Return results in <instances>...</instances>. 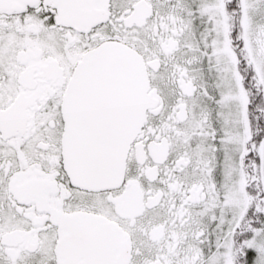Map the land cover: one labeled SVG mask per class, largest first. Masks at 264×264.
Listing matches in <instances>:
<instances>
[{
    "label": "flooded vegetation",
    "instance_id": "flooded-vegetation-1",
    "mask_svg": "<svg viewBox=\"0 0 264 264\" xmlns=\"http://www.w3.org/2000/svg\"><path fill=\"white\" fill-rule=\"evenodd\" d=\"M196 1L0 0V264H61V226L85 242L83 258L68 264H102L97 255L106 248L92 243L94 222L58 220L76 213L105 217L115 234L128 236L127 264H227L221 257L230 212L222 209L216 183L212 99L198 69L193 27ZM233 4L224 0L229 36L237 29L247 53L244 39L252 36L264 59V4L248 20L241 0L228 9ZM106 42L142 55L158 103L128 144L122 177L87 188L74 184L65 166L63 96L78 61ZM125 105L81 99L79 111L82 118L102 112L104 126L121 112L125 124ZM242 225L241 219L233 227L234 264L250 253L253 229L236 243ZM113 231L103 233L112 238Z\"/></svg>",
    "mask_w": 264,
    "mask_h": 264
},
{
    "label": "water",
    "instance_id": "water-1",
    "mask_svg": "<svg viewBox=\"0 0 264 264\" xmlns=\"http://www.w3.org/2000/svg\"><path fill=\"white\" fill-rule=\"evenodd\" d=\"M94 98L100 103L105 98L117 102L118 108L124 110L128 103V116L124 111L126 123L122 124L119 120L121 112L117 121L112 120L107 126L99 121L104 117L99 111L96 114L93 112L92 118H82L79 111L81 99L95 101ZM121 103L123 105H119ZM157 103L158 100L149 92V77L143 57L133 47L120 42H106L85 53L74 67L63 96L66 112L63 152L71 181L96 188L120 179L128 144L140 130L146 110ZM58 220L61 223L94 222L97 234L92 236V243L96 248H106L105 253L97 255V260H101L102 264L106 261L109 264L128 263L130 239L120 230L115 234L114 227L105 217L76 213L62 215ZM84 228L79 227L78 230ZM69 230L70 227L66 226L59 229L56 252L61 264L78 261L85 253L81 249L85 242L74 239ZM109 230L113 231L114 237L103 233ZM77 237L82 238V234ZM79 244L80 247L75 249L74 246Z\"/></svg>",
    "mask_w": 264,
    "mask_h": 264
},
{
    "label": "rangeland",
    "instance_id": "rangeland-1",
    "mask_svg": "<svg viewBox=\"0 0 264 264\" xmlns=\"http://www.w3.org/2000/svg\"><path fill=\"white\" fill-rule=\"evenodd\" d=\"M241 4L248 20V15L259 10L264 0H241ZM193 27L198 69L212 99L210 108L214 114V139L211 142L217 149L216 183L223 196L222 209L226 213L230 212L224 219L227 226L225 255L221 258L225 256L227 264H234L233 232L235 225L243 219L249 204L242 165L246 141L251 132L247 113L249 93L242 83L237 55L231 44L224 0H197ZM251 37L246 33L244 43L248 51V61L261 83L264 113V59L255 51ZM258 156L259 181L263 191L261 208L264 211V137L258 146ZM246 245L250 250L247 264H264V221L253 228V234L247 239Z\"/></svg>",
    "mask_w": 264,
    "mask_h": 264
},
{
    "label": "trees",
    "instance_id": "trees-1",
    "mask_svg": "<svg viewBox=\"0 0 264 264\" xmlns=\"http://www.w3.org/2000/svg\"><path fill=\"white\" fill-rule=\"evenodd\" d=\"M230 5V7L234 6ZM228 7V5H227ZM237 27V26H236ZM237 29L230 34L233 47L238 58V69L242 75V83L247 88L249 100L247 113L250 121V137L246 141V152L242 156V165L246 176V189L249 195V204L242 219V227L238 228L235 236L237 237V246L241 245V240L247 239L254 227L259 226L264 221V211L261 208L263 191L260 187L259 168H258V146L264 137V113H263V95L261 83L248 61V56L243 43L238 39ZM245 222L247 226H245ZM249 223L253 224L252 227ZM248 249L246 255L242 257V264L247 263ZM239 259V258H238ZM237 264H241L238 260Z\"/></svg>",
    "mask_w": 264,
    "mask_h": 264
}]
</instances>
